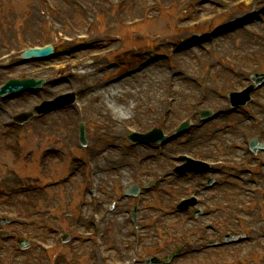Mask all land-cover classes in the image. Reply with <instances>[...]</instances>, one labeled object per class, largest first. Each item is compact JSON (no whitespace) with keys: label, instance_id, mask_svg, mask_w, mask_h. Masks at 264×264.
Segmentation results:
<instances>
[{"label":"rangeland","instance_id":"374dc122","mask_svg":"<svg viewBox=\"0 0 264 264\" xmlns=\"http://www.w3.org/2000/svg\"><path fill=\"white\" fill-rule=\"evenodd\" d=\"M65 1L67 4L58 5L59 9L72 24L82 29L89 21L88 17L71 2ZM99 1L103 3L104 0ZM160 1L164 6L172 0ZM227 1L230 3L246 1V4L233 10L234 7L227 5ZM227 1L212 4V0H181L179 5L168 12L161 10V6H148L151 0L149 4L148 0H141L136 7L132 3L129 5L130 1H127L124 2V7L114 8L112 12L106 4H101L97 10L104 15H101L97 22L90 23L93 41L101 42L97 47L87 50L82 46L84 44L75 43L72 53L46 62L31 63L16 70L18 71L16 74L22 72L28 77L45 78L46 87L36 94L12 98L6 104L8 113L29 109L34 104L69 89L78 94L77 101H81L84 110L81 109V112L77 113L74 106H69L41 120L33 119L22 128L3 129L0 124V211L17 212L29 222L28 227L22 229L6 227L4 228L6 232L16 237L18 230H24L30 237H37L41 242L48 244L55 237V232L71 233L70 226L78 220L76 212L79 206L84 201L87 203L91 200L87 194L88 190L121 191L129 182L135 180L133 171L136 163L146 160V165L142 164V167L149 168L152 175H159L162 169L176 165L171 159L175 154L190 152L196 153L198 157H205L213 153V158L234 157L235 151L228 150L227 144L241 140L243 133L249 135L264 130L263 87L258 94H254L256 103L254 106H257V115L261 119L259 124L251 123L243 114L220 116L216 121L200 129L195 127L190 131V136L178 138L176 143L168 145L164 157L160 150L132 148L126 140L129 130L146 131L151 125H158L161 113H168L167 109L172 111L169 126L172 127L187 111L222 104L225 102L226 90H238L246 84L248 78L245 76L249 72L264 71V0ZM0 2L2 4L0 22L5 27V35L0 37V54L20 45L21 39L17 37L19 31L24 32L27 40L35 44L47 43L56 34L49 28L48 19L52 14L40 0ZM84 2L89 8L88 13H91L95 9L94 6L90 0ZM145 8L149 9L144 11ZM196 8L200 11L196 12ZM254 9L261 10L263 18L259 19L258 12V17L244 25V29L238 28L217 39L210 38L201 45L189 42L195 36L208 34L216 26L244 17ZM143 13H148L152 20L128 30L120 28V20L142 18L147 15ZM32 19L35 20L30 21ZM174 22H179L183 26L182 32L174 30ZM145 32L150 35L161 34L163 36L161 42L167 49H171L170 43H176L177 46L183 43V46L177 53L173 52L176 45L169 52H161L156 44L149 43L143 38ZM110 49L115 50V53ZM146 49L149 51L143 53ZM155 66L160 68L156 73ZM175 67L182 72L178 74L172 72L171 69ZM74 71L79 74L72 75L71 72ZM129 71L130 76L122 78ZM210 71V75L207 76V80H211L210 89L204 90V93L205 79L192 81L190 77L202 76ZM1 72L0 83L6 80L5 74ZM62 78L67 80L60 82L59 79ZM149 83L150 88L147 91L146 86ZM183 83L192 85V89L182 87ZM213 83L221 86L214 87ZM171 84L174 85V91L166 92V87ZM111 86H115L113 90L115 99H110L107 94ZM198 92L204 93L203 98L200 97L195 105L188 106V103L194 100V96H199ZM102 98L104 99L100 102L112 107L114 114L119 116L120 123L117 125L110 124L98 110V100ZM170 98L174 103H167ZM86 100L93 104L92 107L84 106ZM118 111L120 113H117ZM81 115L86 124L85 147L81 146L77 132V118L81 120L79 118ZM4 119L6 117L0 114V122ZM242 122L246 127L242 126ZM113 125L115 127L111 129ZM231 130L234 131L232 135L229 133ZM17 142L19 144L21 142L20 147ZM70 150L72 153H68ZM103 150L106 151L105 154H102ZM40 154L43 155L39 157ZM86 154H89L94 162L86 161ZM90 163L94 166L92 167ZM100 163L103 165L100 166ZM237 176L238 174H233L227 177L224 172L211 174L216 181L211 193H214L217 203H229L236 207L252 200L246 190L251 191L255 186L242 182L241 178L236 179ZM168 180L172 181L165 188L168 192L163 191L164 187L160 186L156 179L154 185L156 192H153V195L148 194L144 199L142 221L149 223L148 228L151 225L150 229L143 232L145 248L152 247L151 243L158 238L156 231L158 224L153 223L154 221L150 224V218L160 216L164 208L172 206L174 201L204 181L203 178L195 181L188 177L176 179L174 176ZM107 201L106 198V203ZM132 204L133 200H127L116 213L109 215L104 229L105 242L109 249L105 248L106 251L103 252L104 264H126L122 248L128 246L130 252L132 230L128 212L131 211ZM52 205H56L57 212L49 220L46 213ZM87 212L91 214L92 208L83 210L84 215ZM246 214L251 222L248 225L243 222V231L248 234V227L256 229L251 241L239 248L205 252L194 262L186 258L179 259L173 264H196L203 260L221 263L225 258H238L241 261L246 259V263L242 264H264V257L263 259L254 257L255 253L264 251V223L257 222L261 215L256 213V208H252ZM19 220L24 221L23 218ZM172 221L169 220V224ZM118 222L121 226L120 232L116 228ZM231 222L234 223L232 217ZM175 225L178 228L175 231L181 234L189 232L192 228V223L187 221L185 224L178 222L173 226ZM196 235L195 242L200 247L207 242H204L202 235H205V240L210 238L209 233L198 232ZM198 237L202 240H197ZM1 240L6 242L4 253L8 264H40L41 261L49 263L53 259L59 264H86L85 259H88V255H91L90 260L94 258V263L102 264L97 261L94 251L92 254L89 252L93 247L91 241L75 239L72 244H61L56 253L46 254L36 248L21 251L16 247L14 238ZM174 244L175 242H172L168 249L171 250ZM158 250L157 248L153 254H159Z\"/></svg>","mask_w":264,"mask_h":264},{"label":"bare ground","instance_id":"6f19581e","mask_svg":"<svg viewBox=\"0 0 264 264\" xmlns=\"http://www.w3.org/2000/svg\"><path fill=\"white\" fill-rule=\"evenodd\" d=\"M66 5V4H65ZM67 9H69V7L67 8ZM73 10V9H72ZM34 19H32V20H30V21H33ZM243 40H245V38H243ZM159 67L158 66H155L154 67V70H156L155 71V73L157 72V71H159ZM143 83H144V81H142ZM182 87H187V88H191L192 89V85H190V84H185V83H183L182 84ZM149 88H150V83L149 84H147V86H146V90L148 91L149 90ZM115 89V86H111V87H109V91L107 92V94H108V96H109V98L110 99H115V97L114 96H116L115 95V92L113 91ZM151 90L153 91V89H152V86H151ZM180 96H182L181 95V93H180ZM22 97V96H21ZM104 99V98H103ZM112 101H115V100H112ZM92 103H90L89 102V100H86L85 101V106L87 107V108H90V107H92ZM104 113H113L112 111H110V110H105V112ZM117 113H120L119 111L117 112ZM242 126H243V123H242ZM103 164L102 163H100V166H102ZM116 228L118 229V231L120 232L121 231V226H120V223L118 222V224L116 225ZM124 236V235H123ZM125 237V236H124Z\"/></svg>","mask_w":264,"mask_h":264}]
</instances>
